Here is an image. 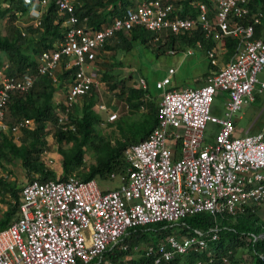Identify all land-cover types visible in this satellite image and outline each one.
<instances>
[{
    "label": "built area",
    "instance_id": "2783aa9c",
    "mask_svg": "<svg viewBox=\"0 0 264 264\" xmlns=\"http://www.w3.org/2000/svg\"><path fill=\"white\" fill-rule=\"evenodd\" d=\"M74 2L55 0L58 13L66 15L64 38L38 53L35 69L10 72L7 61L0 66V134L20 133L34 125L31 118L8 121L9 98L16 91H27L40 74L57 82L56 70L63 61L66 68L75 69L63 100L54 101L60 111L56 125L72 128L69 111L97 83L96 69L87 67V55L120 31L143 26L158 39L197 27L206 36L215 31L216 36L241 34L242 39L234 55L199 85L171 87L173 67L156 80L161 90L158 120L146 137L125 148L127 171L109 175L119 178L117 186L101 189L96 178L83 179L75 173L25 182L17 217L0 228V264H98L117 247L122 255L115 261L106 259V264H129L139 258L143 264H184L189 253L196 257L187 264H217L220 256L210 240L219 236L218 217L245 207L264 208V124L238 133L233 117L246 98L254 100L256 87L258 92L264 89L258 76L264 68V37H252L262 11L242 23L237 17L249 12L248 0H211V17L203 2H197L196 16H180L173 0H135L121 15L94 28L85 18L80 20ZM191 52L187 48L184 54ZM207 56L218 64L213 48ZM220 91L227 94L221 114L212 110ZM212 123L217 130L209 139ZM202 211L212 214L215 222L205 229L185 223L186 216ZM158 222L161 228L171 227V232L155 239L123 240L131 228Z\"/></svg>",
    "mask_w": 264,
    "mask_h": 264
},
{
    "label": "trees",
    "instance_id": "16d2710c",
    "mask_svg": "<svg viewBox=\"0 0 264 264\" xmlns=\"http://www.w3.org/2000/svg\"><path fill=\"white\" fill-rule=\"evenodd\" d=\"M173 1L176 5L175 13L180 16H196L199 11L197 2H203L210 7L208 14L210 17L213 15L214 8L211 0ZM134 3L135 0H75L74 5L80 20L85 18L84 22L87 25L98 28L103 23L111 21L115 16L121 15L126 8ZM247 5L249 12L237 17V19L242 23H247L251 21L252 13L262 11L261 20L255 24L252 37H264L261 35L264 26V0H248ZM35 8L40 10L39 22L27 25V32H23L19 26H11L9 32L0 33V66L4 61H7L10 72H21L26 68L35 69L38 53L43 49L54 47L64 38L66 15L58 13L55 0H48L43 5L39 3V0H31L30 2L0 0V19L8 18L12 22ZM217 35L220 47H222V57L227 61L236 52L241 43L242 35L219 33ZM215 37V31L206 36L204 30L196 27L187 33H169L155 39L153 31L143 26H135L129 31L118 32L117 36L111 38L103 47L130 50L135 43L148 45L150 41L154 40L159 42L156 46L157 52H159L163 44L172 47L179 38V41L181 40L186 45L197 47L199 43L200 49L207 54V50L216 45ZM161 41L163 42L161 43ZM208 65L209 67H216L209 73L218 68L216 64L211 63L209 57ZM61 66L57 85L54 84L50 75L40 74L27 91H16L9 98L8 121L12 123L22 118H31L34 125L23 127L17 138L10 131L2 132L0 134V159L19 158L25 168L28 180L33 178L39 180L56 177L65 178L74 173V170H79V175L75 174L83 179L96 177L109 179L111 172H126L129 163L125 159L124 150L129 144L146 137L154 127L158 120L157 105L160 96L156 98L148 86L145 88L137 84L128 85L126 88L124 86L119 95L125 100L131 113H139V117L133 118L129 115L125 118L124 124L117 121L118 134L111 138L95 132L94 127L100 123L102 118L92 107L95 103L96 94L93 90L94 87H92L82 96L80 108H78L77 102L74 103L76 115L69 112L73 127L63 130L56 125L60 111L56 109L53 97L59 87L69 82L75 66L66 68L64 61ZM114 86L115 84L109 85L111 88ZM257 95L258 93L255 94L254 99ZM216 96L225 99L227 94L220 91ZM60 104L63 108L62 103ZM48 122L53 127L52 137L57 145L56 149L62 156V173L59 176H56L55 171L40 159V153L47 146L46 136L49 130L46 126ZM216 130L217 125L210 124L207 137L212 138ZM64 142L69 145L63 146ZM87 147L90 149L93 160L86 165V170H80L83 168L84 153ZM21 187H17L15 183H10L0 177V189H4L10 196V199L6 200L7 206L0 217V228L7 226L17 217ZM258 209L257 206L253 209L245 207L234 215L218 217L219 236L217 239L210 240V247L216 255L220 256L217 264H264V221L257 214ZM184 219L189 226L202 229L215 222L212 214L203 211L188 215ZM159 225L158 222L135 226V230L131 228L130 235L125 236L123 240L131 243L139 239H155L172 230L171 227L161 228ZM117 248L113 250L114 253L111 251L105 253L98 264H106V259L117 260L118 256L122 255V250H117ZM223 255L227 257L226 260L222 259ZM195 257V254H186L184 264ZM93 263L94 261H91L88 264ZM129 264H143V259H135Z\"/></svg>",
    "mask_w": 264,
    "mask_h": 264
},
{
    "label": "rangeland",
    "instance_id": "374dc122",
    "mask_svg": "<svg viewBox=\"0 0 264 264\" xmlns=\"http://www.w3.org/2000/svg\"><path fill=\"white\" fill-rule=\"evenodd\" d=\"M4 4V3H3ZM40 15V10L35 8L28 14H24L11 22L8 18L0 19V33L9 32L11 26H19L23 32H27L26 26L35 23ZM264 36V26L261 30ZM217 37V36H216ZM215 37V38H216ZM262 37V36H261ZM153 40V39H152ZM175 41L174 47L176 51L170 53L168 51L171 48L167 44L161 46V50L157 52L156 46L159 42L150 41L148 45L141 43H135L130 50H123L121 48H106L100 47L95 49L91 54L87 55V67L89 69H96L97 71V83L93 86L95 91V103L93 109L100 114L101 121L95 125V132H98L105 136L114 138L118 134L116 126L117 121L122 124L125 123V118L131 115L133 118L139 117V113H131L128 109L125 100L119 95L121 89L128 85H140L154 93L157 97L161 95V90L156 87L155 83L157 79L167 75L168 68L173 67L174 72L170 74V85H177L179 87L194 86L204 81L205 75H199L207 66L208 57L204 50L200 49L199 45L190 46L184 44L179 38ZM163 41H161L162 43ZM113 42L111 43V45ZM190 48L191 53L185 55L184 51ZM214 49V48H213ZM217 55V62L219 66L224 65L226 62L220 50L214 49ZM62 66L56 70V76L58 77ZM259 78H264V68L258 73ZM195 79V80H194ZM59 79L54 84L57 85ZM110 84H115L113 88L109 87ZM172 87V86H171ZM67 90V83L62 87H59L53 97V100H63L64 94ZM255 100H249L246 98L242 102L241 107L233 115L234 122L240 129L244 130L248 126L250 120L255 114L260 112L259 123L264 122V108H261L264 103V89L261 92L257 91V87L254 90V94H257ZM149 97V96H148ZM225 99L221 96H216L212 104V110L221 114L224 109ZM79 106L82 104V97L76 101ZM114 107V108H112ZM71 114L76 115L74 107L69 111ZM112 113H116L114 118H110ZM241 115L242 117H239ZM8 117V116H7ZM131 117V118H132ZM70 118V116H69ZM210 125V124H209ZM49 130L47 139V146L40 153V159L52 170L55 171V175L59 176L62 173L61 167V154L56 149V143L52 137L53 127L48 122L46 126ZM257 127V123L255 124ZM4 132H7L4 131ZM19 132L12 135L17 138ZM63 146L67 147L68 143H63ZM93 160L90 149L87 147L84 153V164L80 170H86L85 167ZM129 166V165H128ZM74 173L79 175V170H74ZM0 177L10 183H15L17 187L22 186L28 181L26 171L19 158L14 157L12 160L0 159ZM97 181L101 187L112 188L120 183L117 176L110 179H99ZM10 199L8 193L4 189H0V217L7 206L6 200ZM257 214L264 221V208L260 207L257 210Z\"/></svg>",
    "mask_w": 264,
    "mask_h": 264
},
{
    "label": "crops",
    "instance_id": "0c3cea01",
    "mask_svg": "<svg viewBox=\"0 0 264 264\" xmlns=\"http://www.w3.org/2000/svg\"><path fill=\"white\" fill-rule=\"evenodd\" d=\"M34 10V9H33ZM218 37H216V45L213 47L214 49H218V50H222V47H220V43H219V40L217 39ZM217 67H219V65L217 64ZM216 67H209V65H208V63H207V66L205 67V69L199 74V75H197V76H195V79L198 77V76H201V75H206V73H209L210 71H212L213 69H215ZM194 79V80H195ZM261 79H263L264 80V78H262L261 77ZM199 84H201V83H199ZM199 84H197V85H199ZM171 86H173V87H179V86H177V85H172L171 84ZM195 86V85H194ZM255 100V99H254ZM262 108H264V103H262V105H261V108L260 109H262ZM260 113H261V110H260V112H258L257 114H255L254 116H253V118L250 120V122H249V124H248V126H246V128L244 129V130H242V129H240L239 128V126L236 124V122H235V126H236V131L238 132V133H244L245 131H250V132H252V131H255V130H257L258 128H260L263 124H264V122H262V123H259V125H258V121H259V116H260ZM239 117H242L241 115H239ZM235 121V120H234ZM257 123V127H255V124Z\"/></svg>",
    "mask_w": 264,
    "mask_h": 264
}]
</instances>
